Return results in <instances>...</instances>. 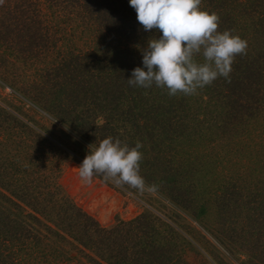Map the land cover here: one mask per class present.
Listing matches in <instances>:
<instances>
[{
    "label": "trees",
    "instance_id": "16d2710c",
    "mask_svg": "<svg viewBox=\"0 0 264 264\" xmlns=\"http://www.w3.org/2000/svg\"><path fill=\"white\" fill-rule=\"evenodd\" d=\"M201 7L219 15L218 31L247 40V54L235 57L230 82L169 96L127 82L147 40L161 35L143 30L129 0H4L0 85L58 123L74 147L0 100L9 107L0 103V264H190L186 239L152 211L102 225L61 186L54 139L85 151L107 136L142 142L141 175L174 208L192 210L195 194L214 193L225 215L236 212L248 261L263 263L264 0ZM81 36L94 45L77 46Z\"/></svg>",
    "mask_w": 264,
    "mask_h": 264
},
{
    "label": "clouds",
    "instance_id": "9594fccd",
    "mask_svg": "<svg viewBox=\"0 0 264 264\" xmlns=\"http://www.w3.org/2000/svg\"><path fill=\"white\" fill-rule=\"evenodd\" d=\"M201 3L202 0H129L143 30L161 33L147 40L141 50L143 67L132 70L127 79L129 86L147 89L155 85L167 89L169 96H190L219 77L230 82L235 57L247 54V40L232 30L218 31L219 15L203 9ZM3 4L4 0H0V6ZM198 56H202V62ZM88 148L81 164L74 168L86 183L99 175L140 192L156 190L155 184H146L140 172L142 142L129 146L107 136Z\"/></svg>",
    "mask_w": 264,
    "mask_h": 264
},
{
    "label": "rangeland",
    "instance_id": "374dc122",
    "mask_svg": "<svg viewBox=\"0 0 264 264\" xmlns=\"http://www.w3.org/2000/svg\"><path fill=\"white\" fill-rule=\"evenodd\" d=\"M81 37L84 40L79 39L76 42L77 46L87 44L91 48L94 45L91 38ZM1 99L9 102L10 105L17 106L27 117L29 116L35 120L41 129L49 130V133L53 137H57L60 142L71 148L74 147L71 139L65 137L64 133L59 131L61 126L58 123H52L50 117L41 110L33 109L31 105L27 106L21 98L13 95L10 86L3 87L0 85ZM1 104L9 108L8 104L5 105L3 102ZM41 129L39 131L44 133ZM71 136L77 139L74 134ZM54 140L62 151L58 153L62 167V174L59 178L61 186L77 205L95 217L102 225H111L117 219L127 220L133 218L148 209L170 222L174 229L186 239L181 244L176 238L178 240L176 243L182 245L184 256L190 264H256L255 257L252 262L248 261V257L244 252L245 246L244 244H242L243 246L240 245V238H243L244 235L238 231V222H233L237 217L236 212L231 209L234 212L230 216L225 215L223 206H221L214 193L209 192L207 195L202 196L195 194V203L191 207L192 210L184 211L174 208L168 201L161 198L156 190L140 192L127 185H115L99 175L94 176L90 183H86L79 177L74 168L81 164L89 148L85 146V149H87L85 151L77 150V148L72 151L67 146H63L58 140ZM241 152H246L242 155L241 160V170L243 171L247 167L246 163L249 162L248 154L250 152L248 150ZM205 182V180L193 181L199 187L203 186ZM200 203L204 205L202 215H200L201 218L195 219L192 213ZM240 212L241 214L245 213V209L241 208ZM260 245L264 247V238ZM262 247L258 251L264 253ZM262 264H264V261Z\"/></svg>",
    "mask_w": 264,
    "mask_h": 264
}]
</instances>
